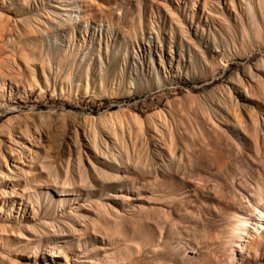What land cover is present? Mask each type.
<instances>
[{
    "label": "rangeland",
    "instance_id": "obj_1",
    "mask_svg": "<svg viewBox=\"0 0 264 264\" xmlns=\"http://www.w3.org/2000/svg\"><path fill=\"white\" fill-rule=\"evenodd\" d=\"M0 103V264H264V0H0Z\"/></svg>",
    "mask_w": 264,
    "mask_h": 264
},
{
    "label": "bare ground",
    "instance_id": "obj_2",
    "mask_svg": "<svg viewBox=\"0 0 264 264\" xmlns=\"http://www.w3.org/2000/svg\"><path fill=\"white\" fill-rule=\"evenodd\" d=\"M8 78V77H7ZM12 85V84H11ZM3 98V97H2ZM8 100V99H7ZM10 101V100H9ZM2 102V101H1ZM5 102V101H4ZM12 105H1L0 103V114L2 112H6V111H11V110H15V108L11 107ZM235 248H238V246H235Z\"/></svg>",
    "mask_w": 264,
    "mask_h": 264
}]
</instances>
